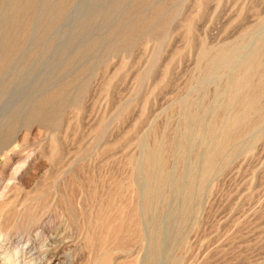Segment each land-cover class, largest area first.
Returning <instances> with one entry per match:
<instances>
[{
	"label": "rangeland",
	"instance_id": "1",
	"mask_svg": "<svg viewBox=\"0 0 264 264\" xmlns=\"http://www.w3.org/2000/svg\"><path fill=\"white\" fill-rule=\"evenodd\" d=\"M2 190L0 264H264V0H0Z\"/></svg>",
	"mask_w": 264,
	"mask_h": 264
},
{
	"label": "bare ground",
	"instance_id": "2",
	"mask_svg": "<svg viewBox=\"0 0 264 264\" xmlns=\"http://www.w3.org/2000/svg\"><path fill=\"white\" fill-rule=\"evenodd\" d=\"M33 163H34V161H33ZM33 163L31 162L30 158L25 159V161H19L17 163V165L12 169L10 179L19 180V181L22 180L25 177L26 173H28L30 171L31 167L34 165ZM23 181H24V179H23ZM5 188L6 187H4V189ZM5 192L6 191H4V190L0 191V199L4 196ZM8 194L9 193H7V195ZM0 203H2V202H0ZM14 242L15 243L12 244L11 247L14 248L15 251H14V253L9 254V255H6V252L9 249V247H8L9 243L7 241L0 243V258L4 259V257H5L6 260L10 263H17L23 257V254L27 253L28 256H26V260L28 259L29 262H31V260H34L36 258L35 257L36 251L41 250L43 248H46V246H48V245H53L54 237H50V236L49 237H43V238L41 237V238H38L37 240H34L33 242H31L29 239H27V238L25 239L24 237L21 236L20 238L17 239V241H14ZM52 261H54L53 257L51 258L50 262H52Z\"/></svg>",
	"mask_w": 264,
	"mask_h": 264
}]
</instances>
